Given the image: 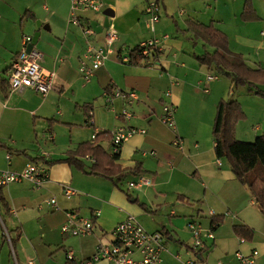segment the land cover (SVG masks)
Returning <instances> with one entry per match:
<instances>
[{"label": "crops", "instance_id": "1", "mask_svg": "<svg viewBox=\"0 0 264 264\" xmlns=\"http://www.w3.org/2000/svg\"><path fill=\"white\" fill-rule=\"evenodd\" d=\"M103 2L110 14L81 13L95 30L94 35L87 37L80 25L69 22L72 0H0V169L21 171L27 163L34 162L48 173L41 188L27 181L37 190L23 187L18 195H6L5 188L14 182L6 185L4 195L10 211L1 207L16 216L15 201L27 209L36 195L55 197L59 209L49 206L51 212H58L60 234L58 241L50 244L62 243L65 257L61 264H81L92 256L99 240L110 241L109 232L129 214L135 215L148 231L166 234L167 249L162 253L161 264H165L166 255L184 264L183 254L202 258L207 264H235L236 251L249 254L255 249L259 251L258 264H264V215L250 188L235 177L229 161L216 156L212 136L220 99H240L226 97L228 87L219 81V74L209 81L208 89L201 90L207 76L216 70L201 65L195 56L215 48L202 39L193 44V33L188 30L189 22H213L228 36L231 51L241 53L253 68L264 67V0H253L258 18L251 20L241 16L246 0L223 7H219V0H159L161 15L154 30L147 23V0ZM111 24L119 38L105 64L87 80L79 70L80 59L90 42L95 46L103 44ZM36 33L34 47L43 54L42 66L56 72L59 87L46 95L29 88L10 92L6 72L24 47L23 36L31 35L33 40ZM152 39L159 43L146 56L145 63L135 65L121 60V55H131L133 48ZM258 87L264 90V84ZM114 88L136 91L138 101L130 108L131 118L116 117L124 104L121 99L111 104L106 101L105 91ZM167 91L169 96L165 95ZM249 93L243 102L239 101L246 113L244 121L248 125L259 119L263 125L241 131L238 123L237 138L239 130L250 138L264 134V103ZM250 100L256 103L249 107ZM165 102L176 106V129L161 122ZM75 111L81 121L75 120ZM88 111L93 112V125L88 124ZM119 125L146 130L121 146L119 174L112 178L89 174L93 157L84 158L85 170L65 161L70 150L94 141L96 130L111 131ZM56 127L58 131L65 129L68 136L56 132L54 139H49L47 131L54 132ZM178 136L184 140L183 149L174 143ZM47 139L53 144L48 145ZM98 144L112 152L111 138L101 139ZM143 150L156 153L143 154ZM143 174L152 177L153 184L129 188V183ZM21 183L24 181L18 182ZM65 184L81 193L67 198L63 192ZM49 197L45 199L48 203ZM69 210L95 222L94 233L77 236L76 244L77 238L61 230ZM211 210L218 221L213 222ZM192 219L205 228H213L215 238L207 240V249L192 248L193 236L188 227ZM235 225L250 227L254 236L248 239L236 234ZM25 233L23 226L20 237ZM241 238L245 241L241 242ZM69 252L73 253L74 262L68 260Z\"/></svg>", "mask_w": 264, "mask_h": 264}, {"label": "built area", "instance_id": "2", "mask_svg": "<svg viewBox=\"0 0 264 264\" xmlns=\"http://www.w3.org/2000/svg\"><path fill=\"white\" fill-rule=\"evenodd\" d=\"M106 10L103 0H72L71 14L69 22L71 24L80 25L83 29L85 36L90 37L95 34L94 28L90 22H86L81 16L83 12H104ZM147 23L151 30L155 29L156 22L160 19L161 4L159 0H147L146 6ZM119 38V32L111 24L104 38L102 45L95 46L89 43L86 52L79 62V70L83 77L90 80L95 72L105 64L108 54L112 51V45ZM32 42L31 35L23 36L24 47L14 57L9 69L6 72L7 80L9 83L10 92L21 91L29 88L35 92L46 95L50 91L59 87L57 82L58 76L55 71L46 70L42 66L43 54L35 47L28 51L26 45ZM159 41L152 39L140 44L142 54L149 56L155 50ZM131 52V51H130ZM131 55H121L123 62H130ZM217 78L216 75L209 74L206 79L205 86L209 81ZM205 89H208V87ZM166 96L170 95V91L165 93ZM106 101L111 104L116 99H121L124 104L116 114L118 119H128L133 116L130 110L138 101V95L134 90H124L121 88H114L106 90L104 93ZM89 125H93V112L90 111ZM176 106L172 102H165L163 104V114L161 122L171 129H176ZM96 130L93 134V139L96 138ZM144 128H138L130 125H119L110 131L112 141V152L119 153L121 146L136 134H144ZM49 139H54L52 131L47 132ZM179 149L185 146L182 137H176L174 141ZM143 154H155V150L142 151ZM10 158V155L7 156ZM29 180L37 188H41L48 180V173L46 169L34 162H29L21 171H11L0 169V185H8L13 182H22ZM153 184V179L145 174L140 175L137 180L129 183V188L140 189L144 186ZM63 192L67 198L81 193L78 189L69 184L63 185ZM55 210L59 209L57 200L52 197L49 200ZM215 216L213 210L209 212ZM67 220L63 224L61 230L63 234L70 236H89L94 233L95 222L92 218L82 215L76 210L67 211ZM189 230L193 236L192 248L207 249V240L214 239L213 228H205L198 220L192 219L188 224ZM110 241L105 242L99 240L95 252L89 258L81 261V264H94L100 261H106L110 264H161L162 253L167 249V236L161 231L150 232L138 220V218L129 214L123 221L118 223L110 232ZM245 239L241 238V242ZM11 246L13 244L11 242ZM259 251L253 250L251 253L246 254L242 251L235 252V264H258ZM75 257L72 252L68 253V260L74 262ZM27 264H34L32 259H28ZM184 264H207L202 258L193 257L184 261ZM217 264H226L218 262Z\"/></svg>", "mask_w": 264, "mask_h": 264}, {"label": "trees", "instance_id": "3", "mask_svg": "<svg viewBox=\"0 0 264 264\" xmlns=\"http://www.w3.org/2000/svg\"><path fill=\"white\" fill-rule=\"evenodd\" d=\"M241 16L244 20L258 18L252 0H246ZM188 30L193 33L190 37L193 44L202 39L215 48L213 52L205 51L195 56L201 65L208 66L216 70L219 75L230 78L236 87L247 85L251 92L264 97V90L258 87V84H264V67L253 68L247 64L241 53L231 51L228 36L216 28L213 22L208 25L189 22ZM146 59L140 45L131 50V63L139 65L145 63ZM90 117L88 114V118ZM245 118L246 113L237 99H220L212 127L214 149L217 157L229 161L239 182L250 188L264 215V134L258 135L251 142L237 139V124ZM104 138H111L110 131L97 132L94 141L83 142L76 150H70L65 161L80 170H85L84 158L93 157L95 162L92 163L89 174H98L106 178L119 174L122 171V167L117 164L119 153L111 154L98 144V141ZM5 186L0 185V205L10 211L4 195ZM218 219L219 217L215 216L213 222ZM234 231L248 239L254 236L253 230L246 225H235ZM2 239L5 241V234Z\"/></svg>", "mask_w": 264, "mask_h": 264}, {"label": "rangeland", "instance_id": "4", "mask_svg": "<svg viewBox=\"0 0 264 264\" xmlns=\"http://www.w3.org/2000/svg\"><path fill=\"white\" fill-rule=\"evenodd\" d=\"M229 2L239 3V0H219V7H223ZM253 2V0H252ZM213 75H217V71H212ZM219 76V81H224L226 86L228 87L227 98H238L240 102H243L246 99L247 95H250L249 88L247 85H240L236 87L230 78L226 76ZM231 84L233 86H231ZM205 85L201 87V90L204 91ZM235 93L233 95L232 93ZM253 93V92H252ZM255 98H258L262 103H264V97L260 95H256L253 93ZM201 99V98H198ZM251 103V104H250ZM250 105L256 103L254 100H250ZM246 105V102L244 103ZM242 105V103H241ZM243 108V107H242ZM244 110V109H243ZM245 112V111H244ZM76 113V111H75ZM77 114L76 121L80 120V114ZM252 115V114H251ZM115 116V115H114ZM253 116V115H252ZM246 119V118H245ZM241 120L239 126H241V131L248 128V130H253V125L262 124V121L259 119H253L250 123ZM264 121V119H263ZM245 122V123H244ZM41 131V129H40ZM49 132V131H47ZM61 134L63 136H68V132L65 129L58 131L57 127L53 133ZM213 136V135H212ZM237 137V134H236ZM243 141H254V137L250 138L247 133L242 134L239 130L238 138ZM42 141H44L42 139ZM48 145L53 144L50 143L52 140L47 139ZM59 144V142H58ZM113 153V152H110ZM29 180H24V183L18 184V182H14V184L5 188V193L18 195L20 190L23 187H29L37 190V188L32 184L27 182ZM38 194V192H36ZM35 193V194H36ZM48 196H40L36 195V199L29 204L27 209H23L21 204H18L16 201L13 202L15 206V210L17 211V215H12L4 210L0 205V264H27L28 259H32L34 264H61V259L63 255L65 257V251L62 249L61 244H50L51 242L55 243L59 239L60 227L58 228V212H51L50 206L46 198ZM51 197V196H50ZM49 197V199H50ZM48 203V204H47ZM42 205L43 209H40L39 206ZM23 220L25 222H23ZM24 223V224H22ZM23 226H25L26 233L24 237L21 238L20 235L23 233ZM5 234V241L3 243L2 236ZM73 238H77L74 236ZM73 240V239H72ZM78 238L75 239L74 243L76 244ZM11 242L13 247L11 246ZM3 245L1 246V244ZM69 242H65L67 245ZM72 244V245H75ZM184 259L189 258L187 255L183 254ZM213 260V259H212ZM165 264H181L176 260L171 259L169 256H165Z\"/></svg>", "mask_w": 264, "mask_h": 264}, {"label": "water", "instance_id": "5", "mask_svg": "<svg viewBox=\"0 0 264 264\" xmlns=\"http://www.w3.org/2000/svg\"><path fill=\"white\" fill-rule=\"evenodd\" d=\"M105 13H106V14H110L109 9H106V10H105ZM37 36H38V33L35 34V36H34L32 42H31L30 45L28 46V48H27L28 51H30L31 49H33L34 45L36 44V42H37Z\"/></svg>", "mask_w": 264, "mask_h": 264}]
</instances>
